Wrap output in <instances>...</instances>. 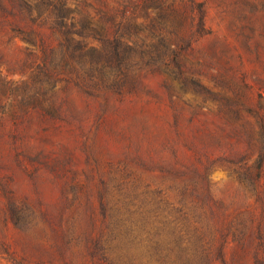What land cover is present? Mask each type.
I'll use <instances>...</instances> for the list:
<instances>
[{
    "label": "rangeland",
    "instance_id": "rangeland-1",
    "mask_svg": "<svg viewBox=\"0 0 264 264\" xmlns=\"http://www.w3.org/2000/svg\"><path fill=\"white\" fill-rule=\"evenodd\" d=\"M261 151L264 0H0V264H122L161 227L184 263L204 174L264 224Z\"/></svg>",
    "mask_w": 264,
    "mask_h": 264
},
{
    "label": "trees",
    "instance_id": "trees-1",
    "mask_svg": "<svg viewBox=\"0 0 264 264\" xmlns=\"http://www.w3.org/2000/svg\"><path fill=\"white\" fill-rule=\"evenodd\" d=\"M40 14L39 18H42L44 12ZM42 20L46 21L45 19ZM57 25L59 27L66 26L62 21ZM23 40L30 45H35L34 41L28 37L23 36ZM65 42H68L67 39ZM77 42L82 45L80 41ZM263 171L264 151H261L256 163L251 169H247L240 179L245 187L255 195L256 199H259L260 196L259 188ZM202 179L205 182L202 185V190L205 195L206 209L196 219L200 220L204 217L208 223L186 225L178 229L176 244L191 249L184 252L187 258L185 262L178 264H214L216 262L226 264L224 251L230 244L236 245L244 253L252 250L255 262L264 264V224L256 221L252 213L237 215L230 221H223V214L218 213L216 203L209 198L205 174ZM141 230L145 231L144 226L141 227ZM169 243L165 236L164 227L153 229L152 232L147 233L146 236L137 241L135 250H130L131 252L128 250L124 253L122 264H169L166 259L167 252H165ZM189 258L193 259L188 263Z\"/></svg>",
    "mask_w": 264,
    "mask_h": 264
}]
</instances>
